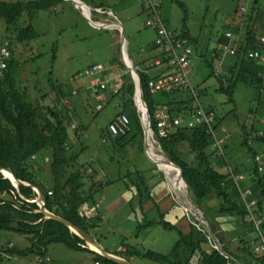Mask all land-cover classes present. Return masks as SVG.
I'll return each mask as SVG.
<instances>
[{
    "label": "rangeland",
    "instance_id": "374dc122",
    "mask_svg": "<svg viewBox=\"0 0 264 264\" xmlns=\"http://www.w3.org/2000/svg\"><path fill=\"white\" fill-rule=\"evenodd\" d=\"M4 1L27 4L35 0ZM107 1L108 4L114 3V0ZM151 1L153 3V0ZM154 1L160 4V17L167 31L180 37H182V31H187L189 38L192 40L190 41L185 38L190 42L192 47L190 66L187 72L189 73V80L194 89V94H191L189 90L177 92H183L189 99H192V110L198 104L195 100V97H198L199 104L203 110L211 114L210 110H213L214 116H216L218 121L220 120L221 124L219 127H216V123L214 122V129L217 134L213 135L218 140L217 144L222 141V144L226 145V148L222 153L216 149V161L225 160L228 164L229 168L223 171L229 174L231 179L229 181L231 183L229 186L230 193H233L234 197L237 196L246 209L251 206V214L257 220L256 222H261L260 219L255 217L253 212L257 199L252 197L250 176L253 175L255 169L258 172H264V145L257 144L254 141L256 134L264 135V82L260 80L258 87L242 83L237 84L233 94V101H229L228 97L219 92L218 89L220 81L225 83L226 86L228 77H231L233 56L236 53L237 46L243 42L245 34L252 29L255 32L262 33L261 38H264V26L255 20L258 12L262 14L261 16H264V0ZM179 3L184 5L186 13L179 6ZM141 4H145L149 10L151 9L148 3L141 2ZM27 13V11H24L16 19V22L10 25H7L0 18V47L7 46L10 51V61L12 58L13 65L16 67V76L14 75L12 78L13 84L19 94L25 97L26 101L31 105H36L38 102L40 107L44 109L49 106L62 112H73L75 115L77 114V120L86 127L85 131L80 130L76 133L79 138L72 132L75 128L74 125L68 129L70 136L68 147L71 146L68 157L78 155V159L77 161L74 159L72 163L68 162L63 177L74 174L78 170L81 171V167H83L84 169L86 168L89 175L94 174V169L95 173H97L95 178L98 183L105 184L102 193L95 197L96 204L92 206L88 205V209L86 210L87 213L98 215L104 223L102 227L91 231L93 233L97 230V237L95 239L99 240L104 246H112L115 250L119 249L122 252L127 251L124 248V244L127 243L128 245H137L138 248L146 251L149 250L162 255L169 254L173 244L177 240L176 231L166 230L160 225H153L148 231L140 232L135 237L138 221L136 217L141 222L143 220L142 217L150 220L156 216V220L164 219L177 226L182 232L187 231L189 226L187 222L193 225L196 223L191 214L185 210L183 204L176 197L172 188L174 186L170 184L171 181L157 167V155L161 152L163 155L165 154L162 151V146L160 145L162 149L160 152V147L154 143L151 145L147 139V145L142 140L141 146L143 149H140V139L135 138L129 140L122 148L123 154L116 153L110 149L107 145L108 143L105 144L104 142L105 139L102 137V132L119 112V99L117 96L113 97L112 94L118 92L120 87H118L117 91H114L113 89L117 85H113L112 88L110 87L112 90L109 88L105 92H91L90 94L87 91V86L83 84L88 82V80L80 76L84 69V76H88L87 70H90L96 64L103 67L104 74L101 76L108 81L109 85L114 83L115 76H119L122 80L125 74H128L132 82L137 84L133 81L134 79L125 66L129 67L131 65L136 72L138 70L136 67L140 68V70L148 69L156 72L155 69L157 68H155L154 63L159 59H163V54L160 51V47L151 45L154 31L151 28L144 27L146 24L145 15H141L140 25H136L137 28L139 26L140 34L135 38H130L127 29L126 34H123L125 41H121L118 25L112 23L107 25L106 20H96V18L90 16L93 22L106 23L102 28L92 27L88 18L84 15L81 17L79 11L77 13L65 11L63 14H59L58 18L46 17L40 22L39 15L42 11L34 19H30ZM104 14L108 17V22L117 21L109 11ZM46 16H50V14ZM47 22L51 24H47ZM47 25L49 28H52L43 33L46 31ZM28 27H31L30 32L21 35V31ZM57 28L59 29V34L55 35ZM32 33L37 37L30 40L33 37ZM228 33L231 34V37H227ZM146 34L149 37H146ZM20 37H26V39H21ZM220 39L227 42L223 47L232 46V54L225 53L223 47L221 51L218 50L217 41ZM53 41L58 42L57 47L47 45V42ZM123 44L125 48L124 53H126L130 64H127L125 61L123 63L122 61L121 47ZM154 55L157 58L147 63ZM165 67L168 68V66H165V62H163L162 66L158 69L162 70ZM157 75L153 73L151 80L155 79ZM260 75L258 74V78H260ZM58 86L64 88L66 98H59L60 94L55 91V88ZM69 91L71 92L70 95ZM151 93L157 103L155 107L163 104L167 99L162 95L165 92ZM135 95L134 92V98ZM7 105L12 111L17 105L15 97L11 92L7 95ZM186 105L189 106L187 100ZM134 108L140 112V118L143 122L144 119L139 107H135L134 105ZM147 111H145L144 116L148 117ZM195 111H191L188 119L196 114ZM171 118L177 117L171 113ZM216 118L214 117L217 122ZM39 124H42L41 121H39ZM195 124L197 125L198 122ZM0 125L8 130H12V126L2 118L1 114ZM243 137L248 138L249 147L252 148L254 153H257L254 158L248 148L242 145ZM213 145L214 142L211 144V148L215 149ZM177 151L187 162L197 159V153L191 152L185 144L178 145ZM31 167L32 171L37 173L42 184L47 187L50 184L52 185L51 182L47 184V181L51 180L50 151L44 153L41 157L36 156V159H32ZM135 170L142 173L150 188L153 199L150 201L152 202L151 214L150 212L145 213L143 211L147 203L144 204V207L140 211L137 197H133L132 193L126 189L125 184L130 185L129 180L126 179V175L128 172ZM1 176L9 180L14 188L18 186L16 180L11 181L4 177L2 173ZM108 180L112 181L107 183ZM130 190H134L133 187ZM188 198L190 199V197ZM37 203L42 205L40 201H37ZM216 206V203H211V205L205 203L202 208L203 210L199 209L206 219L208 217L213 223L214 230L218 234L217 219L222 216L216 212ZM251 214H248L246 219L242 218L240 221L247 223V227L249 228L247 231L243 230L241 237L247 242L254 236L256 239L260 236L259 230L252 222L253 217ZM223 218H225V215H223ZM225 227L226 225H221L222 229ZM218 236L225 241L222 235L218 234ZM9 240L15 241V244H17L16 248L18 249L19 247H24L23 249H25L29 246V242L24 236L13 232L0 231V247H5ZM210 244V246L206 247V250L211 249L213 244L212 242ZM11 245L12 247L7 246L8 250L14 248L13 244ZM86 247L88 250L92 249L89 244H86ZM54 248H57L56 252L58 254L68 253L74 255V259L76 260L73 259L71 262L74 261L75 264L93 263L91 255L88 253L71 251L63 245H57ZM97 251L101 254L99 250ZM49 255H52L50 248ZM9 256L10 254L6 252V256H3L0 260V264H18L16 256ZM29 257L35 261V264L44 263L39 261L34 255H29ZM44 261L46 264L51 262L47 258ZM133 262L134 264H158L154 261L138 258H133Z\"/></svg>",
    "mask_w": 264,
    "mask_h": 264
},
{
    "label": "trees",
    "instance_id": "16d2710c",
    "mask_svg": "<svg viewBox=\"0 0 264 264\" xmlns=\"http://www.w3.org/2000/svg\"><path fill=\"white\" fill-rule=\"evenodd\" d=\"M61 2H63V0H35L27 4L23 2L11 3L0 1V18L3 19L7 25L14 24L16 19H18L24 11H27L29 18L34 19L39 12L53 9ZM141 2L142 1H139L140 4ZM153 3L157 4V12L160 15V4L154 0ZM141 6L148 18L150 16L148 6L145 4H141ZM179 6L183 8V11L186 13L184 5L179 3ZM261 15L262 14L258 12V16L255 20L264 26V16ZM30 30L31 27L22 30L21 35L27 34ZM181 35L183 38L192 41L187 31H182ZM262 35V33L255 32L251 29L250 32L245 34L243 42L237 46L236 53L233 56L234 60L231 65V77H228L226 86L225 83L220 81V87L218 89L219 92L228 97L229 101H233V94L237 84L242 83L244 85L258 87V82L261 80V78H258V74L264 76V63L260 60L251 59L248 56L250 52L256 51L264 54V44L261 42ZM32 36L30 40L37 37L33 33ZM20 38L26 39V37ZM217 42L219 51L227 44V42L221 39ZM155 68L158 69L157 66ZM136 69H138L137 73L139 74L143 89V100L151 116V129L156 133L157 128L156 122L153 120V112L157 103L147 86V82L151 80L153 76L152 74L144 72L147 69ZM15 70L16 67H14L11 58V61L8 63L7 73L4 79L0 80V114L2 118L12 126V130H8L0 125V170L8 175L11 172L13 174L10 173L11 177L14 176L18 181L24 184L26 183L28 186L18 184V186L14 188L9 180L2 178L0 173V231L13 232L24 236L27 238L29 246L22 250L13 248L8 250V254L11 256L24 257L34 255L39 261L43 262L45 258L49 259V247L63 245L66 249L71 251L95 254L93 264H118L88 250L85 241L71 232L68 226L58 220L45 217V215L40 212L39 206L36 203H28L21 199V197L29 200L34 199L36 194L32 189L36 187L44 198L45 209L48 212L67 221L93 239L97 237V230L93 233L91 231L104 225L98 215H92L86 211L88 205L92 206L96 204L95 197L102 193L103 186L105 185L98 183L95 178L97 174L95 173L96 171L93 169L94 174L89 175L86 168L84 169L81 167V171L78 170L74 174L63 177L68 162L72 163L74 159H76V161L78 159V155L68 157L71 147L70 145V147H68L70 142L68 129L69 127L72 128V125H74L75 128L72 132L76 135L80 130L85 131L86 127L77 120V114L75 115L73 112H62L61 110H56L49 106L44 109L40 107L38 102L36 105H31L26 101L25 97L19 94L13 84L12 78L14 75L16 76ZM55 91L60 94V99L67 97L64 95V88L62 86L55 88ZM10 92L13 93L17 103L13 111L10 110L7 105V95ZM134 92L135 85L130 76L125 74L123 75L120 89L118 92L112 94L113 97L117 96L119 99L118 113L125 114L130 120V131L124 136L111 135L107 127L102 132L105 144L108 143V147L116 153L123 154L122 148L129 140L135 138L140 139L139 147L143 149L141 146L143 132L139 123V120L141 121L142 119L140 118V112L134 108ZM88 93L91 94V91L88 90ZM70 94L71 92L69 91V95ZM162 95L167 98L163 104L169 106L173 116L184 120L186 118L188 119L191 111H194L192 110V99H189L183 92L176 91L169 94L164 93ZM186 100L189 106L186 105ZM210 112L213 113V110H210ZM39 121H41V125ZM215 123L216 127H219L221 124L218 119ZM76 137L78 136L76 135ZM247 139L248 138L243 137L242 145L248 148L254 158L257 153H254L252 148L249 147ZM254 141L257 144L264 145V135L256 134ZM158 143L160 148L162 146L163 152L167 158L181 169L184 180L188 185V189L186 187L188 195L198 208L203 210L202 208L205 203H209L210 205L211 203H216V212L222 217L225 215V217H233L241 221L242 218L248 215L244 204H241L237 196L234 197L233 193H230L229 186L231 183H229V181H231V179L229 174L224 172L229 166L225 160L216 161V150L211 148L212 140L211 136L207 133L206 125H196L192 128H178L177 131L169 134L166 138H160ZM181 144L187 145L191 152L197 153V159L195 161L187 162L180 156L179 151H177V146ZM225 148L226 145H223V150H225ZM48 151H50L51 180L47 179L49 180L47 184L50 182L52 183L49 187L42 184L37 173L33 172L31 167L32 158L34 156L41 157ZM163 158L167 160L164 156ZM222 169L224 171H222ZM175 171L178 174L177 169H175ZM250 177L252 183L250 187L252 197L257 199V204L253 212L255 217L261 220L259 232L264 235V172H258V170L255 169L253 175ZM126 179L130 182V185L125 184L127 191L129 190L133 197H137L139 208L142 210L144 204L152 200L150 188L146 183L145 177L140 171L135 170L133 172H128ZM111 181L112 180H108L107 183ZM131 187H133L134 190H130ZM207 220L213 233L222 245L223 250L239 264H250L251 260H255L258 264H264L263 258L256 257L257 253H255L245 240H240V246L236 249V252L231 253L225 241L219 238L214 230L213 223L208 217ZM188 224L189 231L182 232L177 226L164 219H143L141 222H137V234L135 237L138 236L140 232L149 229L153 225H160L166 230H174L177 232V240L173 244L169 254L162 255L149 250L146 251L138 248L137 245H128L126 243L124 244V248H126L127 251H118L115 252L114 255L127 261L138 258L154 261L158 264H190L196 260V255L198 254L199 259L197 260V264H237L226 258L221 252L216 251L213 246L210 250H206V247L211 245L208 234L197 222L195 225L190 222H188ZM95 240L98 244H101L99 240ZM1 258L0 256V259Z\"/></svg>",
    "mask_w": 264,
    "mask_h": 264
},
{
    "label": "built area",
    "instance_id": "2783aa9c",
    "mask_svg": "<svg viewBox=\"0 0 264 264\" xmlns=\"http://www.w3.org/2000/svg\"><path fill=\"white\" fill-rule=\"evenodd\" d=\"M65 2H69V0H63ZM77 1L74 5L75 8H77L79 11H81L91 22L92 19L90 18V15L92 12H95L98 15H104L102 10L98 8L92 9H86L83 6V3H80V1ZM146 2L150 5V16L146 19L145 26L148 28L153 29L154 33L156 34L155 39V46L160 47V51H162L163 59L157 60L154 65L158 68L162 66L163 62H165V66H168V68H163L159 75L155 77L153 80H149L147 82L148 89L151 92H165V93H173L176 91H182V90H189L191 91V94H194V89L191 86L190 80H189V73L187 72L188 67L190 66V56L192 54L191 51V44L190 42L178 35H173L170 32L167 31L166 26L164 25V22L162 21L160 15L157 12V4L152 3L151 0H137ZM86 7V6H85ZM96 28H102L106 25L100 24L98 22L92 23ZM227 37H231V34H227ZM261 42L264 44V38H261ZM223 50L225 53L232 54V46L229 47H223ZM249 58L260 60L262 63H264V54H261L259 52H250L248 54ZM10 61V51L7 46H1L0 47V80H2L7 73L8 69V63ZM103 67L101 65H94L90 70H87L88 76L85 75L84 72L81 73V77L88 80V82L83 83L87 86L88 90L94 93H99L105 90H108L110 87L112 88L113 85L117 87L113 89L114 91H117L118 87H121L122 80L118 76H115L114 83L109 85L108 81L104 79L101 75H103ZM148 69L144 72L148 74ZM153 76V75H152ZM261 80L264 82V79L262 75L259 76ZM137 86V84H135ZM110 88V89H111ZM112 90V89H111ZM137 94V93H136ZM196 103H198L194 108L195 115H192L190 119L188 120H181L179 118H171V112L170 108L166 104H161L155 107L153 112V120L156 122V128L157 132L154 133L151 129V116L149 114V111H147V107L143 105L140 101V103H137L136 95L134 98V105L137 107L138 105L141 106V114L144 116L145 111L148 112V118H149V124H150V132L151 135H154V138L159 140L160 138H166L171 132L177 131L178 128L182 127H192L193 125H196L195 123L198 122L197 125H206L207 126V133L212 138V143L214 142L213 147L215 150L223 151V145L222 141H220L218 144V140L216 139V136L213 134H217L215 131V119L214 114L212 113H206L203 108L200 106L198 97H195ZM145 117V116H144ZM146 118V117H145ZM108 132L113 136H124L130 131V120L128 116H126L123 113H118L115 118L108 124L107 126ZM213 136V137H212ZM216 150V153H217ZM224 152V151H223ZM223 156V154H222ZM32 159H36V156H34ZM236 183V182H235ZM237 184V183H236ZM36 197L34 199H25L21 197V199L28 203H37V201H40L42 204H44V200L40 199V193L38 189L33 188ZM50 194V193H49ZM246 205V204H245ZM253 206V205H252ZM247 207V206H246ZM251 207V206H250ZM250 207H247V214H251ZM252 208V207H251ZM253 217V214H251ZM248 216V215H247ZM245 216V219L246 217ZM257 220L253 217V224L256 226V228L259 230L261 222H256ZM9 247H12L11 244L8 245ZM254 251L257 254H260L261 257L264 260V235L260 234L259 236V242L255 244ZM0 256H6V251L3 250L0 247ZM98 264V263H94Z\"/></svg>",
    "mask_w": 264,
    "mask_h": 264
},
{
    "label": "crops",
    "instance_id": "0c3cea01",
    "mask_svg": "<svg viewBox=\"0 0 264 264\" xmlns=\"http://www.w3.org/2000/svg\"><path fill=\"white\" fill-rule=\"evenodd\" d=\"M21 1H26V0H21ZM78 1L87 4V5H89L92 8L102 7L105 10H107L106 12L109 11L110 13H112V15L115 18V20H117V22L119 23V26H122L124 34H126V30L128 29L127 32L129 34L130 38H135L141 32L139 30V26H138V28L136 27V25H138L141 22V17H142L141 15L142 14L145 15V17L147 18V14L145 13L143 7L141 6V4L139 3V1H137V0H114L113 1L114 3H109V4H108V1L107 0H78ZM5 2H9V1H5ZM14 2H16V1H14ZM155 2H157V1H155ZM130 4H131V6H129ZM90 7H85V8L86 9H88V8L91 9ZM65 11H72V12H76L77 13L79 10L77 8H75L74 5L71 4L70 2H64L63 1V2L59 3V5H57L53 9H50L48 11H42V13H40V15H39V22L42 19H45L46 17H57L58 18V15L59 14H63V12H65ZM102 12H103V10H102ZM106 12L104 11L103 13H106ZM79 13L81 14V17H83L84 14L81 11H79ZM92 13H94V14H92ZM92 13H91L90 16L96 18V20H101V21L102 20H106V21H109L108 20V17H106V14H104V15H98L95 12H92ZM47 14H50V16H46ZM111 21H112V19H111ZM89 22H90V25L92 27H95L92 24L93 22H91L90 20H89ZM94 22H99V21H94ZM109 23H112V22H109ZM47 24H51V23L50 22H47ZM43 25H45V24L43 23ZM46 27H47V29L43 33L51 30V28H52V27L49 28L48 25ZM57 34H59V29L58 28L55 30V35H57ZM153 35H154V37L151 38V40H152L151 45L154 46L155 33H153ZM146 37H149V36L146 34ZM47 45H50L52 47H57L58 42L57 41L47 42ZM128 45H129V43H128ZM156 58H157L156 55L152 56L147 61V63L151 62L152 60H155ZM155 71L156 72H152V70H149L148 71V74H152L153 75V73H154V74L157 75V73L163 72L161 69H158V70L155 69ZM148 135H149V133H148ZM158 146H159V143H158ZM222 171H223V169H222ZM151 196H152V194H151ZM151 203L152 202H147L146 207H144V209H143V211L145 213H149L150 212V214H151V206H152ZM139 210L141 211L140 208H139ZM165 212H168V211H165ZM136 219L138 220L137 222H140V220L137 217H136ZM142 219H147V218L146 217H142ZM150 220H156V216H155V218H151ZM236 220L237 219H234L233 217H228V216H226L223 219H222V217L217 219V227H218V231L217 232H218V234L222 235L225 238V244L227 245L228 250L231 253H235L236 252V249L240 246V240H243V238H241L242 235H243L242 234L243 233V230L244 231L249 230V228L247 227V223H243V222H240L239 220H237V221ZM221 225H226V227L224 228L225 230L221 228ZM188 228H189V226H188ZM146 231H148V229H146V230H144L142 232H146ZM188 231H189V229H187L186 232H188ZM258 239H259V237H257V239H256L255 236H254L251 240H249L248 243H249V245L251 246L252 249H253L254 245L258 242ZM9 244H13V247L14 248L17 247V244H15V241L9 240L8 243H7V245L5 247H1L3 250H5L7 252V254H8V248H7V246ZM251 244H253V245H251ZM98 245L100 246V248L103 251H105L109 255L115 256L114 253L119 251V249H116L115 250L112 246H108V247L107 246H104L102 243L101 244H98ZM56 246L57 245H54V246L49 247L50 248V251L52 252V255H49V249H48V258L51 261L48 264H75L74 261L71 262L74 259V257H75L74 255L68 254V253L67 254H58L56 252V249L57 248H54ZM23 248L24 247H19V249H23ZM16 249H18V248H16ZM89 250L92 251V252H94V253H96V254H99V255L103 256L97 250H94V249H89ZM85 253H88V252H85ZM88 254L91 255L92 261H94L95 254H92V253H88ZM9 257H11V255ZM16 257L18 258V264L19 263H23V264H35V261L32 258H30L29 256H27V257H24V256H16ZM256 257L260 258L261 255L260 254H257ZM198 259L199 258L196 257V260L194 262H191V263L197 264L198 263V261H197ZM74 260H76V259H74ZM232 261H234L237 264H239L235 259H233ZM43 262H44L43 264H46L45 261H43ZM129 262L132 263V264H134L133 259H130ZM250 264H258V263L255 260H251Z\"/></svg>",
    "mask_w": 264,
    "mask_h": 264
},
{
    "label": "water",
    "instance_id": "95a60500",
    "mask_svg": "<svg viewBox=\"0 0 264 264\" xmlns=\"http://www.w3.org/2000/svg\"><path fill=\"white\" fill-rule=\"evenodd\" d=\"M80 3H82V2H80ZM83 5L86 6V7H90L89 5H87V4H85V3H83ZM90 8L93 10L92 7H90ZM97 8L100 9V10H103V11H107V10H105V9L102 8V7H97ZM111 14H112V13H111ZM107 25H110L108 21H107ZM119 28H121V30H119V32H120V35H121V41H123V40H124V36H123V34H124V32H123V28H122V26H120ZM127 58H128V57H127ZM122 61H123V59H122ZM128 61H129V60H128ZM123 63H124V61H123ZM129 63H130V62H129ZM125 67H126V68L128 69V71L130 72V75H131L132 78L134 79L133 81L137 83V86H136L135 83H134V85L136 86V87H135V94L138 92L139 95H140V99H141L142 103H144V101H143V89H142V85H141V81H140V77H139L138 73L133 69V67H132L131 65H129V67H128V66H125ZM143 105H145V104H143ZM145 117H146V118H145V124L142 123V122L139 120V123H140L141 128H142V132H143V141H144V144H145V141H146V140H145V133L148 132V133L151 134V132H150L149 118H148L147 116H145ZM152 136L154 137V135H152ZM161 150H162V149H161ZM162 151H163V150H162ZM164 155H165V154H164ZM165 157L167 158L166 155H165ZM167 160H168V162H169L170 164L174 165V166L179 170V173H180L181 179H182L184 185H185V186L187 187V189H188V185L186 184V182H185V180H184L183 173H182L181 169H180L176 164L172 163V162L169 160V158H167ZM0 173H1V170H0ZM11 174H12V173H11ZM12 175H13V174H12ZM13 177H14V176H13ZM14 179L16 180V182H17L18 184H21V185H24V186H28L26 183L24 184V183H22L21 181H18L15 177H14ZM40 199H43V200H44V198H43V196H42L41 194H40ZM180 202H181V204H183V206L185 207V210L191 214V216H192L193 219L198 223V225L201 226V227L205 230V232L208 234L209 239L211 240V242H212V244H213V248H214L216 251L221 252L226 258H228V259H230V260H233V258L223 250L222 245L220 244L219 240L217 239V237H216L215 234L213 233V231H212V229H211V226H210L208 220H207L206 217L202 214L201 210L197 207V205L194 204V203L192 202V204H190V207L188 208V207H187L182 201H180ZM39 209H40V212H42V213L45 215V217H47V218H52V219H55V220H58V221H60L61 223H63V224H65L66 226H68V228L70 229L71 232L75 233V234L78 235L81 239H83L87 245L89 244V245L94 246L97 250H99V251L101 252V254H102L104 257H106V258H108V259H110V260H112V261H114V262H116V263H118V264H132V263H130L129 261L123 259V258H120V257H116V256H113V255H109V254H107L105 251H103V250L100 248V246L98 245V243H97V242H96L91 236H89V235H87V234L81 232L80 230H78L77 228H75L73 225H71V224L68 223L67 221H65V220H63V219H61V218H59V217H56V216H54L53 214H51L50 212H48V211L45 209V205H44V204H42V205L39 207ZM196 256H197V258H199V255H198V254H197ZM190 264H193V263H190Z\"/></svg>",
    "mask_w": 264,
    "mask_h": 264
},
{
    "label": "bare ground",
    "instance_id": "6f19581e",
    "mask_svg": "<svg viewBox=\"0 0 264 264\" xmlns=\"http://www.w3.org/2000/svg\"><path fill=\"white\" fill-rule=\"evenodd\" d=\"M72 4H75L77 1L75 0H69ZM85 8V7H84ZM114 25H118V28L120 27L119 26V23L117 21H113L112 22ZM121 30V28H120ZM121 58L123 59V61H125L127 64H130L129 61H128V58H127V55L126 53H124L125 51V48H124V44L122 45L121 47ZM90 69V68H89ZM76 82V81H75ZM136 100H137V103L139 104L141 99H140V95L139 93L137 92L136 94ZM139 107V110L141 111V106L138 105ZM143 122L141 120L142 123L145 124V117L143 116ZM150 136V137H149ZM149 140V142L151 143V145L154 143L158 146V140L156 138H154L150 133L148 135V132L145 133V140ZM145 144H146V141H145ZM147 145V144H146ZM160 152H161V148H159ZM146 151H147V146H146ZM162 152L160 154L157 155V167L167 176L168 180L171 181L170 184L173 185L174 187L173 188V191L176 195V197L182 201L188 208L190 207V204H192V201L188 198L189 195H188V192H187V189H186V186L184 185L182 179H181V176H180V173H179V170L172 164H170L168 162V160H164L163 156L161 155ZM165 157V156H164ZM166 158V157H165ZM167 159V158H166ZM177 169V172L178 174L176 173L175 169ZM8 171V170H7ZM1 173L4 175V177L10 179L11 181L15 180L13 177H11L10 173L9 175L3 171H1ZM167 180V179H166ZM168 182V181H167ZM181 186V187H180ZM182 188V189H181ZM185 190H186V195H185ZM102 237V236H101ZM92 249H94L95 247L90 245ZM96 249V248H95ZM94 249V250H95Z\"/></svg>",
    "mask_w": 264,
    "mask_h": 264
}]
</instances>
